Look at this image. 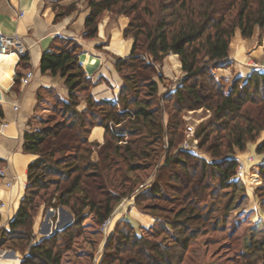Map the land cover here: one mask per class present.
Returning <instances> with one entry per match:
<instances>
[{
    "label": "trees",
    "instance_id": "obj_1",
    "mask_svg": "<svg viewBox=\"0 0 264 264\" xmlns=\"http://www.w3.org/2000/svg\"><path fill=\"white\" fill-rule=\"evenodd\" d=\"M88 3L85 39L97 37L99 22L107 13L124 15L129 20L123 37L133 39L131 52L116 59L124 84L116 102L96 101L91 93L93 82L80 63L81 47L77 42L59 39L43 54L41 72L63 78L69 99L62 100L51 89L39 90L37 110L44 101L42 92H47L54 102L51 115L40 121L41 128L24 133V152L36 159L28 166L27 186L16 217L8 229L0 227V250L15 246L23 251L16 243H26L22 264H62L64 253L71 254L74 264H89L102 239L103 224L111 218L115 206L135 192L137 180L130 174L147 168L148 164L141 161L157 154V145H162L164 151L166 147L175 148L183 112L204 108L212 113L196 131L199 148H205L212 162L185 152L178 154L183 158L168 156L149 191L154 197L165 196L162 190L167 186L161 174L165 171H171L170 178L183 185L171 190L190 201L191 196L204 194L213 180H218L222 188L236 187L240 182L233 181V177L239 163L232 157L233 150L237 147L243 151L246 143L264 130V73L254 71L245 80H234L228 89L213 73L229 66L230 44L237 29L243 39L252 38L257 28L264 30V0ZM70 11L58 12L56 20ZM170 54L179 57L184 77L174 92L159 97L158 83L153 79L155 68ZM11 57L0 56V69L7 74L14 63ZM20 57V65L26 66L29 55ZM21 78L17 74L16 86ZM80 97L87 102L84 111L78 110ZM167 110L170 117L165 125L163 113ZM3 116L0 104V118ZM95 127L105 129L103 144L90 141ZM258 153H264V142ZM174 165L182 168L187 178L178 179L171 169ZM258 172L264 174V165ZM140 201L138 197L137 205ZM40 202L53 212L59 207L68 208L75 220L35 242L33 226ZM149 206L144 210H159ZM124 223H118L107 242L103 264H175L176 258L182 261L167 247L138 237L133 227ZM175 224L190 230L188 222ZM175 224L166 225L175 228ZM187 240L188 237L178 239L173 246L185 249ZM249 250V264H264V241H257ZM112 252L114 257L109 254Z\"/></svg>",
    "mask_w": 264,
    "mask_h": 264
},
{
    "label": "rangeland",
    "instance_id": "obj_2",
    "mask_svg": "<svg viewBox=\"0 0 264 264\" xmlns=\"http://www.w3.org/2000/svg\"><path fill=\"white\" fill-rule=\"evenodd\" d=\"M258 29L255 30V33ZM237 31L240 30L237 29L235 31L230 44V50L235 49ZM259 31L258 39L254 43L249 44L246 50V55L249 56L247 66L250 68L253 66V63L260 64L264 62V30L259 29ZM256 49H261V52L257 56L254 54ZM226 70L227 68H218L213 71L216 79L221 81L226 89L231 86L234 80L246 79L235 77L236 73L233 67L228 74H226ZM155 71L156 74L153 76V79L158 83L159 97H164L174 92L184 77V73L181 74L176 71L172 63L169 66H163L162 62L156 66ZM42 95L44 101L40 103L37 110L36 118L31 125L33 128H41L42 124H40V121L51 115V109L54 104L53 97L47 92H42ZM211 116L212 113L204 108L183 112L181 115L182 124L175 138V148L169 149L166 147L167 149L164 151L162 145L155 144L158 147V153H153L149 160L141 161L144 165L148 164L147 168L130 174L131 177L137 180L135 192L119 203H129L130 207L137 208L142 214L149 216L151 222L149 224L136 222L129 217L130 215L128 214L130 212L128 211L122 220L115 223L112 234H110L108 224L106 232L102 231V239L97 244L93 258L89 264H103L107 256L105 246L111 239L120 221L125 222L124 226L126 223H129L138 237L148 240L153 245L167 247L168 250L178 254V256L180 255L182 261L178 262L175 257V264L252 263L249 249L257 241H264V174L258 172L260 167L264 165V153H258L259 147L264 142V130L255 137V140L248 141L243 151L236 147L233 150V155L231 154L239 163L236 176L233 177V181L240 182L236 187L224 186L222 188L218 180H213L211 187L204 194H198L197 197L195 195L191 196L192 201H190L183 194H177L171 190L172 187L177 189V187L180 188L183 185L180 181L175 182L170 178L172 177L171 171H165L164 173L161 172L163 183L167 186H164L162 190L165 196L159 198L149 193L152 185L156 183L159 169L165 164L168 156L174 155L175 157L183 158L178 154L185 152L212 162V157L205 151V148H199L196 137L198 127L209 120ZM169 117L170 115L167 110L163 113L165 125L168 123ZM189 128H192V132L188 131ZM167 143L168 140H165V144ZM0 169H2L1 164ZM171 169L175 171L177 177H179L178 179L187 178L184 175V170L178 165H174ZM138 197L142 200L139 205L136 203ZM149 205L151 207H158L159 210L156 212L144 210ZM38 206V213L34 223L44 210L47 211V221H44V224L39 226L38 230L36 229L37 231L33 227L35 242L39 241L37 236L44 238L49 233L52 234V232L62 230L68 222L72 224L75 220L72 218L70 210L66 207H59L53 212L51 209H45V206L41 202ZM117 209L116 205L114 212ZM193 215H198V218H192ZM189 217H191L190 220H186ZM51 219L54 221V225L50 224ZM179 221L188 222L190 230L179 229L175 224V222ZM167 223L175 224V228L168 227ZM128 229L127 231L130 230ZM186 237H188V240L185 249L173 246V244H177L178 239ZM16 245H21L23 251L27 250L25 242L22 244L16 243ZM14 251L23 255V251L18 250L15 246L3 248L0 250V255L4 252ZM109 254L114 257L113 252ZM126 255L127 253H124V256ZM257 257L259 258L260 256L257 255ZM62 264H74L70 253H64ZM256 264H262V262L259 261Z\"/></svg>",
    "mask_w": 264,
    "mask_h": 264
},
{
    "label": "crops",
    "instance_id": "obj_3",
    "mask_svg": "<svg viewBox=\"0 0 264 264\" xmlns=\"http://www.w3.org/2000/svg\"><path fill=\"white\" fill-rule=\"evenodd\" d=\"M68 9H71L69 14L56 20L58 12ZM89 14L88 0H0V34L20 36L29 55V61L24 66L20 65L19 54L10 53L7 56H12L14 60L10 74L0 69L2 95L0 104L4 112L3 118H0V159L3 161L2 170L5 171V177L0 178V204L2 205L0 227L8 229L9 223L16 217L27 186L28 166L36 159L35 155L24 152V133L35 129L29 123H33V117L37 113V92L41 89H51L62 100L69 99V91L63 78L41 72L40 64L43 54L49 51L59 39L77 42L81 47L80 63L87 77L93 82L91 90L93 98L96 101L112 102H116L119 98L124 79L116 69V59L125 58L131 52L133 39L123 37V31L128 26L129 20L124 15L114 16L107 13L99 22L97 37L85 39V22ZM259 32L258 29L253 38L247 40L241 37L240 31L236 32L237 42L235 49L229 52L230 64L226 74L232 67L235 69L237 78L247 79L254 72L247 66L249 56L246 55V50L249 44L258 39ZM114 40L117 41L118 49L113 48ZM260 52L261 49H256L254 54L257 56ZM171 63L176 71L183 74L177 55L166 56L163 66H169ZM28 73H32L30 81L26 85L20 83L16 86L17 74L24 77ZM86 108L85 98L80 97L78 110L84 111ZM2 124L7 126L2 128ZM105 136L103 127H95L91 132L90 141L103 144ZM8 183H11V186H8ZM125 203L117 204L118 209L110 218L108 227L110 234L113 232L115 223L122 220L128 211L129 217L136 222L141 224L151 222L149 216L142 214L137 208L130 207L129 203V205ZM133 209L141 213L142 219L132 215ZM46 212L42 211L34 223L35 231L44 224V221H47ZM71 216L74 218L72 214ZM50 222L54 225L52 219ZM69 224L70 222L63 229ZM42 238L37 236L39 241ZM22 259L23 255L19 252H4L0 255V264H21Z\"/></svg>",
    "mask_w": 264,
    "mask_h": 264
},
{
    "label": "built area",
    "instance_id": "obj_4",
    "mask_svg": "<svg viewBox=\"0 0 264 264\" xmlns=\"http://www.w3.org/2000/svg\"><path fill=\"white\" fill-rule=\"evenodd\" d=\"M27 52V47L23 41V39L18 36V35H4V34H0V53H4V54H8V53H16L19 55L25 54ZM252 70L260 72V73H264V62L257 64V63H253V66L251 67ZM32 78V73H28L26 74L24 77L21 78L20 83L22 85H26L30 79ZM17 109V108H15ZM7 124H2L1 127L4 128L6 127ZM189 132H192V128H189L188 130ZM0 177L4 178L5 177V171L0 169ZM8 186H11V183L7 184ZM1 204H0V208H1ZM109 220H107L103 226H102V231L106 232L108 224H109ZM21 264H22V260H21Z\"/></svg>",
    "mask_w": 264,
    "mask_h": 264
},
{
    "label": "bare ground",
    "instance_id": "obj_5",
    "mask_svg": "<svg viewBox=\"0 0 264 264\" xmlns=\"http://www.w3.org/2000/svg\"><path fill=\"white\" fill-rule=\"evenodd\" d=\"M117 41L116 40H114V43H113V48L114 49H118V44L116 43ZM10 53H8V54H4V53H0V56L1 55H9ZM242 172V171H241ZM132 215H134L136 218H138V219H142V215H141V213L139 212V211H137L136 209H133V212H132Z\"/></svg>",
    "mask_w": 264,
    "mask_h": 264
},
{
    "label": "water",
    "instance_id": "obj_6",
    "mask_svg": "<svg viewBox=\"0 0 264 264\" xmlns=\"http://www.w3.org/2000/svg\"><path fill=\"white\" fill-rule=\"evenodd\" d=\"M2 99V95H1V92H0V100Z\"/></svg>",
    "mask_w": 264,
    "mask_h": 264
}]
</instances>
